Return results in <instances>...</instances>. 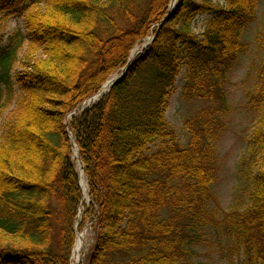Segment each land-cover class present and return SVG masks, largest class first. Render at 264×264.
Here are the masks:
<instances>
[{
    "label": "trees",
    "instance_id": "16d2710c",
    "mask_svg": "<svg viewBox=\"0 0 264 264\" xmlns=\"http://www.w3.org/2000/svg\"><path fill=\"white\" fill-rule=\"evenodd\" d=\"M172 1L0 0V14L25 15L27 39L43 52L16 78L22 98L0 139V264H70L83 199L72 141L89 199L78 230L89 221L94 232L80 264H206L199 249L210 239L228 264H264V31L245 93L258 119L246 146L247 203L212 205L228 111L222 80L247 52L255 0H179L159 26ZM207 12L198 38L192 23ZM151 35L119 82L66 122ZM20 36L0 50L7 97ZM183 65L186 99L201 104L184 120V144L164 117Z\"/></svg>",
    "mask_w": 264,
    "mask_h": 264
},
{
    "label": "rangeland",
    "instance_id": "374dc122",
    "mask_svg": "<svg viewBox=\"0 0 264 264\" xmlns=\"http://www.w3.org/2000/svg\"><path fill=\"white\" fill-rule=\"evenodd\" d=\"M212 4L214 6H222L223 0H212ZM255 6V20L243 29L242 34V40L247 45V52L238 54L232 59L228 68H226L227 70H225V78L222 80L228 111L223 115L225 125L220 130L221 133L216 140L218 172L215 185L212 188V205L218 212H226L233 204L243 208L247 203L245 191L249 183L250 161L246 159V146L247 139L255 128L258 119L255 114L249 112L247 108L245 109V93L254 85L253 79H251L252 68L261 59L260 51L257 49L256 35L264 31V0H255ZM211 15L212 12H207L195 17L192 23V32L196 37L199 38L204 22ZM24 17L25 15H21L17 9L0 14V50L9 44V39L14 33L20 32L22 34V36L16 38L17 42L22 43V47L17 50L10 71V97H7L8 92L5 85L0 82V139L4 134L3 129L16 114L18 103L22 98L16 78L29 70V66L33 63L34 59L43 58L42 50L31 46L27 39ZM151 36L144 39L139 45H136L132 51H135V53L138 50L140 51V48L151 42ZM185 72V66L183 65L175 80L174 89L168 97V105L164 115L166 122L176 130L182 144L186 142L185 131L183 129L184 120L194 114L201 105L197 101L186 99L188 93L183 89L186 82ZM117 74L118 72L112 74L110 78ZM83 104L84 102L79 107ZM68 120L67 118L66 122ZM70 135L71 133H69ZM73 160L75 161V170L79 179L78 169H80V166L76 159ZM80 189L82 191L81 186ZM88 203L86 188L83 206L78 211L80 214L79 216L77 215L74 226L76 233L85 234L84 247L81 249L76 260L72 257L71 253L70 264H80L84 254L93 243L94 232L89 221L85 223L81 230H78L83 215L82 209ZM224 240H222L223 243ZM238 257L240 258L237 253V255L233 256V260L237 262L239 260ZM228 259V255L226 256L221 245L211 239L209 243L199 249V260L206 264H228Z\"/></svg>",
    "mask_w": 264,
    "mask_h": 264
},
{
    "label": "bare ground",
    "instance_id": "6f19581e",
    "mask_svg": "<svg viewBox=\"0 0 264 264\" xmlns=\"http://www.w3.org/2000/svg\"><path fill=\"white\" fill-rule=\"evenodd\" d=\"M176 2V0H174L172 3H171V6L174 5ZM141 49V48H140ZM139 50L136 51H132L131 52V55H130V58L133 59L134 56H136V54H138ZM118 76L115 75L113 77H111L108 82L102 87V90L101 92H105L107 91L108 87L110 86V83L116 79ZM72 157L73 159H77V149H76V146L73 145V148H72ZM78 175H79V184L82 188V191H83V197H85L86 195V184H85V178H84V175L82 173V171L80 169H78ZM80 212L78 213V216H79ZM84 236L85 234L84 233H78L77 234V237H76V241H75V244H74V247H73V250H72V257L76 260L79 256V253L81 251V249L83 248L84 246Z\"/></svg>",
    "mask_w": 264,
    "mask_h": 264
},
{
    "label": "water",
    "instance_id": "95a60500",
    "mask_svg": "<svg viewBox=\"0 0 264 264\" xmlns=\"http://www.w3.org/2000/svg\"><path fill=\"white\" fill-rule=\"evenodd\" d=\"M176 1H177V0H176ZM175 9H176V4L170 6V10H169L168 14H167L166 17L161 21V23L159 24V26H160L162 23H164L165 21H167V20L171 17V15L173 14V12H174ZM152 39H153V38H152ZM147 45H148V44H147ZM132 62H133V60L130 58V59L128 60L126 66L122 69L120 75L110 83V86L108 87L107 91L110 89L111 86H113L114 84H116V83L119 82V80L123 77L124 73L126 72L127 68L132 64ZM105 92H106V91H105ZM105 92H101V91H99L98 94L96 95V97H92V98H90L89 100L93 101V103H94V102H96V101L98 100V98H99L100 96L104 95ZM93 103H92V104H93ZM86 108H87V106H83V107L81 108V111L84 110V109H86ZM75 112H77V110H75L74 113H75ZM72 115H74V114H72ZM77 159H78V161H79V158H78V151H77ZM79 165H80V170L82 171V165H81V162H80V161H79Z\"/></svg>",
    "mask_w": 264,
    "mask_h": 264
}]
</instances>
